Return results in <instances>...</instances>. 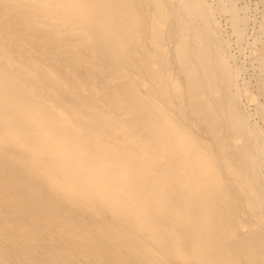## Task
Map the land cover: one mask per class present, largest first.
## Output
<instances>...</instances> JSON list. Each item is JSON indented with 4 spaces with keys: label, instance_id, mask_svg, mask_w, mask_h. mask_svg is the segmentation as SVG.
<instances>
[{
    "label": "bare ground",
    "instance_id": "1",
    "mask_svg": "<svg viewBox=\"0 0 264 264\" xmlns=\"http://www.w3.org/2000/svg\"><path fill=\"white\" fill-rule=\"evenodd\" d=\"M241 11L0 0V264H264V105L221 26L241 52Z\"/></svg>",
    "mask_w": 264,
    "mask_h": 264
},
{
    "label": "rangeland",
    "instance_id": "2",
    "mask_svg": "<svg viewBox=\"0 0 264 264\" xmlns=\"http://www.w3.org/2000/svg\"><path fill=\"white\" fill-rule=\"evenodd\" d=\"M236 5L238 8L243 9L244 11H241V13H245L246 19H247V40L244 42L245 44L251 43L253 36H259L261 35L260 39L264 42V0H235ZM243 13V14H244ZM225 18L222 17L221 19V26L225 30L224 32L227 34V37L232 42V52L236 56L237 64L240 66V68L243 69L245 67V72L242 71V78L244 77V80L247 81L245 84H247V90L252 96L257 99V102L264 105V97L258 96V86L256 85L258 82V78L256 77L257 70L254 68L255 64L251 61L250 58V45H245L243 43L242 50L243 53L238 52L236 49V45L233 43V37L230 35V28L227 22H225ZM259 32V33H257ZM250 41V42H249ZM244 70V69H243ZM244 75V76H243ZM257 79V80H256ZM258 97H257V96ZM257 97V98H256ZM256 102V103H257ZM246 103V102H245ZM255 103L246 104L247 111L250 113H253ZM258 120V118H257Z\"/></svg>",
    "mask_w": 264,
    "mask_h": 264
}]
</instances>
